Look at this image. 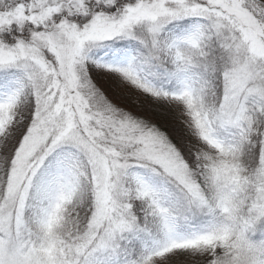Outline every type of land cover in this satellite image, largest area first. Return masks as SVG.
<instances>
[{
	"label": "snow or ice",
	"instance_id": "1",
	"mask_svg": "<svg viewBox=\"0 0 264 264\" xmlns=\"http://www.w3.org/2000/svg\"><path fill=\"white\" fill-rule=\"evenodd\" d=\"M0 264H264V0H0Z\"/></svg>",
	"mask_w": 264,
	"mask_h": 264
}]
</instances>
